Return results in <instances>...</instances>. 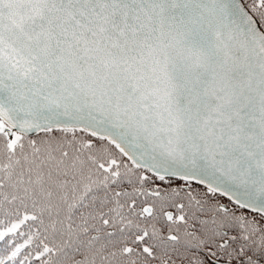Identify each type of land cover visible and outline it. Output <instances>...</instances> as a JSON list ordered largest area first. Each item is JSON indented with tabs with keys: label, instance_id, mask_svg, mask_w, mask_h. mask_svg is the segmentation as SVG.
I'll use <instances>...</instances> for the list:
<instances>
[{
	"label": "snow or ice",
	"instance_id": "6c2138e0",
	"mask_svg": "<svg viewBox=\"0 0 264 264\" xmlns=\"http://www.w3.org/2000/svg\"><path fill=\"white\" fill-rule=\"evenodd\" d=\"M0 264H264V0H0Z\"/></svg>",
	"mask_w": 264,
	"mask_h": 264
}]
</instances>
